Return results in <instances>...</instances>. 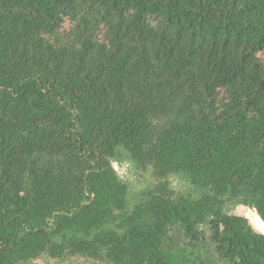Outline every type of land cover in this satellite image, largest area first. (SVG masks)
<instances>
[{
	"label": "trees",
	"instance_id": "16d2710c",
	"mask_svg": "<svg viewBox=\"0 0 264 264\" xmlns=\"http://www.w3.org/2000/svg\"><path fill=\"white\" fill-rule=\"evenodd\" d=\"M229 203L264 223V0H0V264H264Z\"/></svg>",
	"mask_w": 264,
	"mask_h": 264
},
{
	"label": "rangeland",
	"instance_id": "374dc122",
	"mask_svg": "<svg viewBox=\"0 0 264 264\" xmlns=\"http://www.w3.org/2000/svg\"><path fill=\"white\" fill-rule=\"evenodd\" d=\"M114 168L121 179L128 184L134 196H139L145 190L155 186V180L150 171H140L135 166L127 162H114ZM171 187L179 192H187L188 187L182 181L172 179ZM226 212L229 215L244 216L249 219L253 228L261 234H264V223L261 221L255 210H252L239 203H229ZM37 264H101L78 257H66L63 260L45 259L38 261Z\"/></svg>",
	"mask_w": 264,
	"mask_h": 264
}]
</instances>
